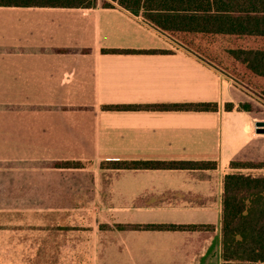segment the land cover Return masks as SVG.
Masks as SVG:
<instances>
[{"label": "crops", "instance_id": "obj_1", "mask_svg": "<svg viewBox=\"0 0 264 264\" xmlns=\"http://www.w3.org/2000/svg\"><path fill=\"white\" fill-rule=\"evenodd\" d=\"M250 99L119 6H0V264H222L223 178L264 137L224 105ZM149 161L213 165H112Z\"/></svg>", "mask_w": 264, "mask_h": 264}, {"label": "trees", "instance_id": "obj_2", "mask_svg": "<svg viewBox=\"0 0 264 264\" xmlns=\"http://www.w3.org/2000/svg\"><path fill=\"white\" fill-rule=\"evenodd\" d=\"M101 1V2H100ZM99 3H101L99 5ZM0 6L113 8L119 6L140 17L173 44L221 71L247 93L264 99V0H0ZM104 52H136L104 49ZM139 52V51H138ZM137 106H108L136 108ZM139 107V106H138ZM160 109L215 111L216 103H183L153 106ZM251 110L247 102L225 110ZM56 166L79 168V161ZM124 168L207 167L212 163L115 162ZM223 178L221 215L222 264H264V161L234 160ZM145 225L143 228H187Z\"/></svg>", "mask_w": 264, "mask_h": 264}, {"label": "rangeland", "instance_id": "obj_3", "mask_svg": "<svg viewBox=\"0 0 264 264\" xmlns=\"http://www.w3.org/2000/svg\"><path fill=\"white\" fill-rule=\"evenodd\" d=\"M100 4L101 3H99V5ZM248 96L251 97V99H250L251 101H246V102L250 104V107L252 110L251 115L256 117V118H264V99L258 100L257 98L250 95L249 93H248ZM251 144H252L251 147H253L255 145L258 146L257 148H255L256 154H250L247 151V153L241 152L240 155L242 157H244L245 159L250 160V161L251 160L252 161H264V137H263L262 148H261V145L259 144V142L251 141ZM252 158H254V159H252ZM250 173L254 176L264 175V170H255V171H251ZM0 260H1V257H0ZM26 264H30V261L26 262Z\"/></svg>", "mask_w": 264, "mask_h": 264}, {"label": "water", "instance_id": "obj_4", "mask_svg": "<svg viewBox=\"0 0 264 264\" xmlns=\"http://www.w3.org/2000/svg\"><path fill=\"white\" fill-rule=\"evenodd\" d=\"M255 128L257 133H264V121H256Z\"/></svg>", "mask_w": 264, "mask_h": 264}]
</instances>
